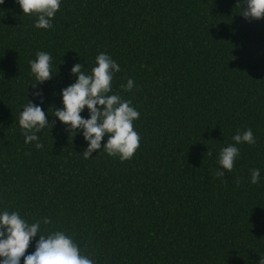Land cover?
<instances>
[{
	"label": "trees",
	"instance_id": "obj_1",
	"mask_svg": "<svg viewBox=\"0 0 264 264\" xmlns=\"http://www.w3.org/2000/svg\"><path fill=\"white\" fill-rule=\"evenodd\" d=\"M239 2L61 0L52 27L37 30L3 0L0 210L41 220V234L65 232L94 264H264V17L244 19ZM38 51L56 73L33 89ZM101 52L120 66L109 94L140 113L139 147L124 161L99 149L85 159L82 136L51 116L72 65L89 72ZM35 90L54 121L37 133L42 149L17 124L27 100L39 103ZM249 128L255 144L237 145L232 171L217 177L219 150Z\"/></svg>",
	"mask_w": 264,
	"mask_h": 264
},
{
	"label": "clouds",
	"instance_id": "obj_2",
	"mask_svg": "<svg viewBox=\"0 0 264 264\" xmlns=\"http://www.w3.org/2000/svg\"><path fill=\"white\" fill-rule=\"evenodd\" d=\"M3 0H0L2 3ZM24 15L35 16L33 27L37 30H48L52 27V19L60 8L61 0H15ZM240 14L244 19H260L264 17V0H240ZM51 55L38 51L35 59L29 61L30 73L35 83L42 84L55 74L51 70ZM80 63H74L69 69L70 76L75 80L60 90V107L54 109V116L66 131L73 135L79 133L86 142L82 152L85 159L90 158L95 150H100L108 156L118 157L120 161L132 158L139 147L140 136L134 130L133 122L140 116L139 111L131 105V101L123 100L112 92V80L120 66L108 54L101 52L96 55L94 66L89 72L84 71ZM126 91L134 87L133 79L129 78L122 86ZM33 96L39 99L34 104L27 100L17 118L18 127L24 136V143L35 142L36 149H42L37 133L42 129H50L54 121L46 119L43 103V93L33 91ZM87 110V115L81 113ZM104 140L103 146L101 145ZM234 143L222 147L218 152L216 176L222 177L227 170L231 172L234 161L239 157L240 144H255L252 130L243 132L237 130L232 136ZM99 152V154H100ZM211 155L210 151H207ZM250 183L257 184L260 170H250ZM42 223L47 225L49 219L44 217ZM39 237L34 244V250L26 253L33 238ZM94 264L93 260L82 253L73 238L63 231H53L47 235L41 234V220L29 223L17 211L0 210V264Z\"/></svg>",
	"mask_w": 264,
	"mask_h": 264
}]
</instances>
